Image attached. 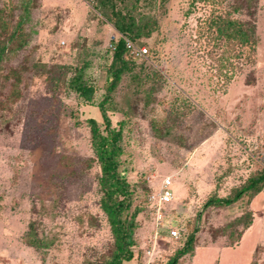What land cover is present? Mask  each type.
<instances>
[{
	"label": "rangeland",
	"instance_id": "374dc122",
	"mask_svg": "<svg viewBox=\"0 0 264 264\" xmlns=\"http://www.w3.org/2000/svg\"><path fill=\"white\" fill-rule=\"evenodd\" d=\"M25 2L0 0V264H102L114 239L85 121L104 129L96 105L118 34L93 0H31L18 25ZM210 2L141 0L139 12L157 21L140 43L149 54L129 64L105 105L122 131L125 214L136 225L123 264H165L190 236L194 251L178 264H264V188L205 207L264 171V0L254 53L243 49L234 75L210 23L227 7ZM78 69L95 88L91 104L68 87ZM164 185L173 199L161 205L151 198Z\"/></svg>",
	"mask_w": 264,
	"mask_h": 264
},
{
	"label": "trees",
	"instance_id": "16d2710c",
	"mask_svg": "<svg viewBox=\"0 0 264 264\" xmlns=\"http://www.w3.org/2000/svg\"><path fill=\"white\" fill-rule=\"evenodd\" d=\"M31 0H26L23 4V16L18 25L26 21L29 15V4ZM201 0H191L193 6ZM209 1V0H206ZM141 0H93V9L97 11L114 30L122 37L116 43V48L112 52V62L107 69L106 94L104 99L96 105L101 115L104 129L92 118L85 122L89 127L91 148L100 167L99 188L101 191L100 209L106 215L111 234L114 239L113 250L102 264H123L133 259L132 233L135 229L134 214L128 219L131 207L130 184L125 180L120 172V157L122 149V131L111 127V121L107 115L106 103L111 93L115 90L122 76L130 70L129 64L138 59L128 57L125 40L131 41L134 45L140 46L142 39H148L157 28V21L154 16L139 12ZM227 11H219L210 19V23L215 27L218 37H221L225 46H229L230 54L223 59L231 70L232 75L243 64L245 59L243 49L246 48L250 54L254 53L257 44L256 36V14L258 0H213L210 2ZM226 4V6H222ZM224 46V47H225ZM6 46L0 48V65L3 61V54ZM229 49H225L229 51ZM149 54V52H148ZM69 89L74 92L83 103L91 104L95 94L94 86L85 78L82 69L74 72L69 79ZM264 188V171L249 179L248 184L238 191L231 198L211 199L205 207L219 206L227 207L238 201L246 192L256 195ZM125 215V217H124ZM250 224V222H248ZM31 235V234H30ZM30 241L31 246L41 247L35 235ZM194 238L190 236L184 246L177 250L165 264H178L180 259L186 255H191Z\"/></svg>",
	"mask_w": 264,
	"mask_h": 264
},
{
	"label": "built area",
	"instance_id": "2783aa9c",
	"mask_svg": "<svg viewBox=\"0 0 264 264\" xmlns=\"http://www.w3.org/2000/svg\"><path fill=\"white\" fill-rule=\"evenodd\" d=\"M118 34V33H117ZM122 36L118 34V36L115 38L113 37L110 40L109 49L113 52L116 48V43ZM125 48L128 54V57L134 58V59H140L144 58L148 55V50L145 47L142 46H136L131 41L125 40ZM173 199V194L168 188V185H164L163 189L161 190L160 194H158V197L155 198L154 196L151 198V200L157 201L159 204H167L170 203ZM159 214V213H158ZM160 216V215H159ZM171 235L173 237L177 236L176 231H172Z\"/></svg>",
	"mask_w": 264,
	"mask_h": 264
}]
</instances>
